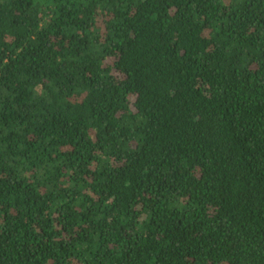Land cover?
<instances>
[{"label": "trees", "instance_id": "16d2710c", "mask_svg": "<svg viewBox=\"0 0 264 264\" xmlns=\"http://www.w3.org/2000/svg\"><path fill=\"white\" fill-rule=\"evenodd\" d=\"M0 264H264V0H0Z\"/></svg>", "mask_w": 264, "mask_h": 264}]
</instances>
